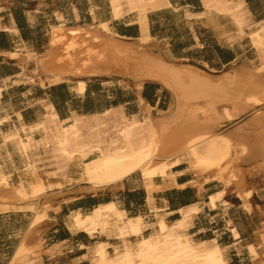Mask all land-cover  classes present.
<instances>
[{
	"label": "bare ground",
	"instance_id": "obj_1",
	"mask_svg": "<svg viewBox=\"0 0 264 264\" xmlns=\"http://www.w3.org/2000/svg\"><path fill=\"white\" fill-rule=\"evenodd\" d=\"M230 1L204 0V3L208 10L231 17V22L235 23L240 34L248 35L252 47L260 57V66L255 68L245 62L229 76L217 78L191 65H178L164 55L153 54L147 48L137 53L136 49H132L133 45L131 47L113 38L108 25L101 24L100 31L104 32L102 36L97 34L98 31L94 33L87 28L53 27L48 52L37 59V71L48 81L65 83L114 75L133 83L138 90L147 81L158 82L175 98L172 110L158 114H154V110L141 101L144 122L137 124L133 116L131 126L123 132L124 145L116 147L110 156L101 152V155L95 156V146H91L90 141L82 135L84 129H89L87 120L99 116H74L72 122H60L56 116L54 122L44 126L47 133L40 144V148L54 158L55 167L62 168L66 161L70 164L81 162L83 171L80 181L86 184L84 192L88 193L121 188L125 179L139 172L151 194L159 189L154 183L156 178L163 181L173 178L171 169L186 162L204 183L217 181L224 184L225 187L212 197L213 201L227 206L228 203L223 198L231 189L242 201V207L252 211V191L246 189L239 169L244 163H252L259 171L264 166V21L258 22L254 27L249 26V18L244 14L243 5L232 7L233 2L230 4ZM156 2L158 0H111L115 19L129 12L137 14L145 34L140 42L145 47L151 42L147 34V15L158 7ZM52 109L55 112L54 107ZM114 111L117 110L107 111L103 115ZM250 113L243 120L245 124H241V127L239 125L230 135L219 133L226 120H237ZM21 128L24 131L23 123ZM21 137L20 130L9 131L3 141L6 145L11 142L15 150L29 159L34 149L33 137H28L26 141ZM89 137L91 139L90 135ZM86 158L89 160H85ZM2 170L0 165V211L20 210L34 214V222L10 264H33L29 259L33 249L28 241H33L42 223L48 219V212L53 208L52 199L56 198L54 191L62 189L64 184L49 176L34 173L30 176L32 193L29 194L23 180L12 186L9 176ZM149 198L150 201L153 200ZM24 202L28 204H17ZM156 211L155 209V215ZM198 211V206L181 211L183 219L176 225L165 223L163 216L157 217L158 221L150 227L159 230L145 236L144 230L148 225L144 219L128 218L125 212H121L112 203L98 207L90 214H72L70 228L91 237L111 235L122 240L121 250L115 247L113 255L109 254L108 244L98 245L92 264H228L224 250L216 239L198 244L190 240L184 241L187 236L177 232ZM136 237L138 240L132 249L129 240ZM34 243L37 242L33 241V245Z\"/></svg>",
	"mask_w": 264,
	"mask_h": 264
},
{
	"label": "crops",
	"instance_id": "obj_2",
	"mask_svg": "<svg viewBox=\"0 0 264 264\" xmlns=\"http://www.w3.org/2000/svg\"><path fill=\"white\" fill-rule=\"evenodd\" d=\"M244 2L253 22L264 21V0ZM156 3L158 7L147 15L151 44L145 47L140 42L145 34L137 14L129 12L115 19L111 0H0V116L10 118L0 126L2 171L15 172L19 156L22 166L33 164L32 158L38 154L24 158L11 142L3 143L2 132L21 128L23 123L22 135L39 139L48 106L54 107L60 122H70L74 116H102L110 110H121L127 117L140 115L144 109L141 101L153 112L167 109L168 97L158 82L147 81L138 90L133 83L114 75L83 78V85L77 80L51 83L45 79L37 71V59L47 54L53 27L87 28L102 36L100 27L108 25L113 38L133 45L137 53L147 48L168 60L185 61L213 73L234 70L254 50L248 35L240 34L231 17L208 10L204 0ZM77 163L69 165L64 187L54 191L56 198L52 199L49 220L42 223L34 236V242L40 243L34 246L32 239L28 241L33 249L29 254L33 264H92L100 244L109 245L110 255L115 247L121 250L122 240L117 237H91L70 228L72 214H90L112 203L128 218L142 217L148 225L144 230L146 236L159 217L163 216L165 223L171 225L182 220L181 211L198 206L200 211L193 216L188 232L195 241L216 239L228 264H264V172L255 180L260 190L256 186L247 189L252 191V211H247L235 194L224 196L227 206L213 201L212 197L222 190L218 187L220 182L204 183L186 162L171 169L173 178H156L154 183L159 189L151 194L139 174L125 179L124 186L115 190L83 192V181L69 182ZM51 178L59 181L57 177ZM33 217L30 211H0V264L11 263ZM137 240L138 237L129 240L132 249Z\"/></svg>",
	"mask_w": 264,
	"mask_h": 264
},
{
	"label": "rangeland",
	"instance_id": "obj_3",
	"mask_svg": "<svg viewBox=\"0 0 264 264\" xmlns=\"http://www.w3.org/2000/svg\"><path fill=\"white\" fill-rule=\"evenodd\" d=\"M233 2V3H232ZM232 3V4H231ZM230 4H231V6L232 7H235V6H237V5H239V4H242L243 5V9H244V14H245V16L247 17V18H249V23H248V25L249 26H252V27H254V25L255 24H257L258 22H253L252 21V19H251V14H250V12H249V10H248V8L246 7V3L244 2V0H236V1H233V0H231L230 1ZM245 6V7H244ZM246 10V11H245ZM249 15V16H248ZM242 35H245V33H242ZM247 58H250L251 60H250V62H248V59ZM260 57L258 56V54L256 53V51L255 50H252L249 54H247V55H245V57H243L240 61H239V63L237 64V66L235 67V68H238L239 66H241L243 63H245V62H248V63H250V65H252V67H255V68H258L259 66H260ZM176 64H178V65H190L191 63H188V62H185V61H174ZM199 69V68H198ZM201 70V69H200ZM202 71H204V70H202ZM233 71V70H232ZM231 70H225V71H223V72H221V73H213V72H209V71H204V72H206L207 74H209V75H211V76H213V77H215V78H217V77H221V76H229L230 74H231V72H232ZM78 81V84L80 83L81 85H83L84 84V80H77ZM52 83V82H51ZM165 91H166V95H167V97H168V99H167V101H168V106H167V109H166V111L165 112H163V113H166L167 111H170V110H172L173 109V107L175 106V98H174V96L171 94V92H169L167 89H165ZM51 109V110H50ZM47 113L49 114H46L47 115V118H46V115H45V119H43V121H42V123H41V127L43 128H41L42 129V135H41V138H39V139H35L33 136H24V135H22V131L23 130H21L22 128H19V127H12L10 130H8V131H6L5 133L4 132H2V139L4 140V136H5V134H7L9 131H14V130H20V133H21V138L23 139V141H26V139L28 138V137H33V146H34V149H33V152H31L30 153V158H31V155L32 154H37L36 156H34L33 158H32V160L35 162V163H33V164H27V165H25V166H22V163H21V156H19L18 157V159H17V168H16V171L15 172H11V173H9V172H5V171H3V173H5L7 176H9L8 178H9V180H10V184L12 185V186H15L20 180H23L24 182H25V185H26V187H27V191H28V193L29 194H31L32 193V191H31V189H30V176H31V174H34V173H39V174H43V175H45V176H49L50 178L51 177H57L56 179H59V181L58 180H54V181H58V182H62L63 184H64V180L65 179H67V169H68V167H69V165H70V163H67V161L66 162H64L63 163V167L62 168H58L57 169V166L55 167V164H54V162H55V160H54V158L52 157V155H50V154H48L45 150H43L42 148H40V144L42 143V141H43V139H44V137H45V133H47V131H45L46 129H45V127H47V126H49L50 124H51V122H54L53 120H55L56 119V113L53 111V109H52V107L51 106H48L47 107ZM52 112H54V113H52ZM159 112H162V111H155V112H153L154 114H158ZM261 113V112H260ZM259 113V114H260ZM264 113V112H263ZM142 115V116H141ZM251 115V113L250 114H248L247 116L245 115H243L242 117L240 116V117H238L237 118V120L235 119V120H233V121H229V120H226L225 122V125L221 128V129H223V130H220L219 131V133H223V132H225L224 134H231V133H233L234 131H235V129L236 128H239V127H241V124L242 125H244L245 124V122H243V120H245L247 117H249ZM105 116V117H104ZM78 117V116H77ZM138 117V118H137ZM49 118V119H48ZM133 116L132 117H127V116H125L124 114H123V112L121 111V110H117V111H114V112H111V113H109V114H107V115H102V117L101 116H99L98 118H91L90 120H87L88 121V123H89V129H84L85 131H83L82 132V135H84L83 136V138L84 139H86V140H89L90 142V144H91V146L93 145V146H95V156L97 155H101V153L102 154H106V155H108V156H110L111 155V153H113V150L116 148V147H121L122 145H124V140H123V138H124V130H127L130 126H131V124H132V121H133ZM135 118H136V122H137V124H140V123H143L144 122V116H143V112L140 114V115H135ZM96 120H97V123H96ZM10 121V118L9 117H1L0 116V126H3L5 123H8ZM72 121H73V119H72ZM72 121H70V122H72ZM45 124H44V123ZM47 122V123H46ZM99 122V123H98ZM241 122H243V123H241ZM262 122H263V125H264V118H262ZM91 123H92V125H91ZM131 123V124H130ZM125 124V125H124ZM43 125V126H42ZM94 125H95V127H94ZM240 125V126H239ZM45 126V127H44ZM91 126V127H90ZM239 126V127H238ZM233 127V128H232ZM127 128V129H126ZM132 128H134V126H132ZM14 129V130H13ZM92 129V130H91ZM123 129V130H122ZM229 130V131H228ZM24 131H25V128H24ZM89 131V132H88ZM96 132V133H95ZM97 132H99V134L97 133ZM94 133V134H93ZM4 134V135H3ZM87 134H88V136H87ZM122 134H123V136H122ZM89 135L91 136V139H88V138H90L89 137ZM94 135L96 136V137H94ZM119 136V137H118ZM87 137V138H86ZM95 138V140L96 141H94V140H92V139H94ZM101 138V139H100ZM41 139V140H40ZM38 140V141H37ZM113 140V141H112ZM118 140V141H117ZM35 141V142H34ZM117 142V143H115V142ZM120 141V142H119ZM92 142V143H91ZM95 142V143H94ZM97 142V143H96ZM3 143H4V141H3ZM102 143V144H101ZM112 144H114L115 146H113ZM116 144H118V145H116ZM96 145H97V147H96ZM99 145V146H98ZM111 146V147H110ZM99 147V148H98ZM114 147V148H113ZM36 148V149H35ZM112 148V149H111ZM42 149V150H41ZM101 149V150H100ZM100 150V151H99ZM38 151V152H37ZM45 151V152H44ZM105 151V152H104ZM107 151H109V152H107ZM42 152H43V154H42ZM101 152V153H100ZM21 154V153H20ZM22 155V154H21ZM50 155V156H49ZM49 156V157H48ZM52 157V158H51ZM29 158V159H30ZM32 160H30V161H32ZM51 160V161H50ZM85 160H89L88 158H86ZM51 162V163H50ZM65 164H67V165H65ZM53 165V166H52ZM77 166H76V168H75V170L73 171V173H72V177L70 178L71 180H69V182L70 183H76V182H79L80 181V176H81V173H82V171H83V167H82V163L81 162H78L77 164H76ZM252 165V163L251 164H248V163H244L243 165H241V168L239 169V171H240V176L241 177H243V180L245 181V185H246V189H248V188H250V186H256V188L258 189V190H260L259 189V186H258V184L257 183H255V180L257 179L258 180V178H259V174L260 173H262V172H264V166L262 167V169H261V171H259L257 168H254L253 167V165ZM53 168H55L54 169V171H52V172H49L51 169H53ZM252 168V169H251ZM242 169V170H241ZM244 171V172H243ZM54 172V173H53ZM242 172V173H241ZM64 173V174H63ZM140 175L141 177H142V175L139 173V172H137V173H135L134 175ZM134 175H132V176H134ZM196 175V174H195ZM196 177H198L197 175H196ZM198 178H200V177H198ZM51 179H53V178H51ZM60 179H62V180H60ZM73 179V180H72ZM201 179V178H200ZM218 187L220 188V189H223L225 186H224V184L223 183H220L219 185H218ZM82 191L84 192V187H82ZM249 191H251V190H249ZM233 192V193H232ZM86 193H88V192H86ZM252 193V192H251ZM259 193H260V191H259ZM228 194L229 195H233V194H235L234 193V191L233 190H231V189H229L228 190ZM27 202H29V201H27ZM27 202H24V203H17V204H20V205H23V204H28ZM227 202V201H226ZM228 203V202H227ZM222 204V203H221ZM223 205V204H222ZM228 205V204H227ZM224 206H226V205H224ZM182 219H183V217H182ZM193 219H191V220H187L188 222H186V224H185V229L183 228L182 230H179V231H177L179 234H182V235H186L187 237L184 239V241H193L194 243H201V242H203V241H200V242H197V241H195L194 239H193V237L190 235V234H188V232H189V228L191 227V225H192V221ZM33 222H34V217H33V221H32V223L31 224H33ZM177 223V222H176ZM176 223H174V225H176ZM190 223V224H189ZM189 224V225H188ZM172 225V224H171ZM173 225V227H175V228H177L176 226H174ZM32 226V225H31ZM31 226H30V228H31ZM187 227V228H186ZM159 229H157V228H155V229H153L152 228V230H151V232H150V234H155L157 231H158ZM35 236V235H34ZM146 236V235H145ZM147 236H149V235H147ZM187 239V240H186ZM35 239H33V241H34ZM33 241H32V243H33ZM36 242V241H35ZM38 243V242H37ZM37 243H34L35 245L37 244ZM34 245V246H35Z\"/></svg>",
	"mask_w": 264,
	"mask_h": 264
}]
</instances>
